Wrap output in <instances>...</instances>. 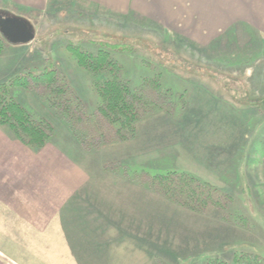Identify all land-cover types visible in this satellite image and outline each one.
Listing matches in <instances>:
<instances>
[{"label":"rangeland","instance_id":"obj_1","mask_svg":"<svg viewBox=\"0 0 264 264\" xmlns=\"http://www.w3.org/2000/svg\"><path fill=\"white\" fill-rule=\"evenodd\" d=\"M0 15L27 21L35 33L33 41L15 44L0 31V87L7 90L1 95L15 98L35 120L53 123L54 132L33 147L0 128L40 158L18 177L44 181L51 173L48 201H68L59 213L57 206L48 210L45 226L0 204V260L264 264V51L256 55L253 29H209L211 37L147 14L72 3L39 11L0 0ZM78 46L112 54L117 76L136 94L140 114L133 127L119 130L101 109L100 74L78 62ZM46 71L79 98L86 123L78 125L79 136L59 101L68 95L34 79ZM21 78L26 87L18 85ZM166 89L167 102L159 99ZM46 157L58 162L54 169L41 163ZM174 171L216 188L220 203L190 208L151 187L153 176Z\"/></svg>","mask_w":264,"mask_h":264},{"label":"crops","instance_id":"obj_2","mask_svg":"<svg viewBox=\"0 0 264 264\" xmlns=\"http://www.w3.org/2000/svg\"><path fill=\"white\" fill-rule=\"evenodd\" d=\"M4 2L8 5H24L39 11L48 10L54 3H72L81 7L86 5L97 7L111 14L123 15L131 12L147 14L165 25L170 26L169 21H173L175 27L198 28L203 34L212 33L211 37L213 31L210 32L209 29L248 27L254 30L256 42L264 41V0H4ZM22 156L28 160L25 161ZM39 159L30 149H26L23 144L0 128V204L13 209L16 217L29 220L32 224H34L33 220H45V226L50 220L49 217H52L48 210L57 206L59 213L68 201L61 199L56 203L53 199L52 204L48 201L52 198L46 196L50 189L48 178L52 177L51 173L44 181L18 177V172L27 176L26 163L27 168L32 171L33 161ZM49 162L53 164L51 169H54V165L57 166L58 163L50 157H46L41 163L45 167H50ZM38 196L40 198L45 196L48 203H44L45 199L39 201L36 198ZM39 203L40 206L43 204L45 207H37ZM0 264L15 263L10 260H0Z\"/></svg>","mask_w":264,"mask_h":264},{"label":"trees","instance_id":"obj_3","mask_svg":"<svg viewBox=\"0 0 264 264\" xmlns=\"http://www.w3.org/2000/svg\"><path fill=\"white\" fill-rule=\"evenodd\" d=\"M3 41L4 39L0 35L1 46ZM254 43L257 46L256 55H263L264 49L262 50V48H260V44L262 43H260V41ZM262 45H264V43ZM74 51L78 58V62L81 65L97 75L100 74L96 85L104 104V107L101 109L105 113L108 112L110 118L117 119V124L119 123V127L117 128L119 130L122 129L121 125L129 126L130 128L133 127L140 114V109L134 108L133 106L136 94L134 89H131L129 80H124L117 76L120 66L112 57V54L108 50L102 49V47H99L96 51L91 52L83 50L78 46L74 48ZM249 61L251 60H248L247 62ZM103 71H109L110 77H106L103 74ZM22 78L20 79L18 85L26 87L29 84V81ZM34 79L38 81L39 84H41V82H45V84L49 85L50 89L57 94L68 95L64 101L61 98L59 101L65 105L64 108L68 111L67 125L71 129L72 133L78 135V125L80 124L81 126L82 124H86L82 123V117L80 118L79 115L82 113L79 98L72 95V91H69L71 88L67 85L59 87L56 86L57 76L55 75V71H46L41 75L34 76ZM38 79H40V81ZM158 83L155 80L154 87H157ZM6 93L7 90L5 85L0 87V126L5 128L8 133L14 136L13 138L19 140L27 146L35 147L46 143L52 132H54V124L43 119L35 120L32 115H30V113L17 100H15V98L9 96V98L4 97V99L1 94L4 96ZM163 93H165V95L159 94V99L161 100L166 101L172 96L169 89H166ZM151 107L152 106L149 105L147 111H149ZM151 183L152 186H150L154 188L156 192L161 193L164 197L173 200L175 203H179L182 206L190 208L194 207L204 209V207L208 204H219V196L222 197L216 188H211L209 184L204 183L196 177L184 172L174 171L155 175L152 177ZM174 187L177 190L173 189Z\"/></svg>","mask_w":264,"mask_h":264},{"label":"water","instance_id":"obj_4","mask_svg":"<svg viewBox=\"0 0 264 264\" xmlns=\"http://www.w3.org/2000/svg\"><path fill=\"white\" fill-rule=\"evenodd\" d=\"M0 31L12 43L24 44L35 39L30 24L12 15H0Z\"/></svg>","mask_w":264,"mask_h":264}]
</instances>
